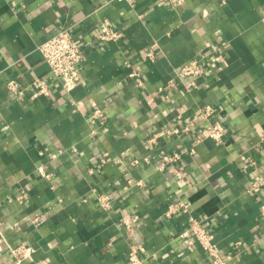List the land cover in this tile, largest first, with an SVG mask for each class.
Segmentation results:
<instances>
[{"label": "crops", "instance_id": "crops-1", "mask_svg": "<svg viewBox=\"0 0 264 264\" xmlns=\"http://www.w3.org/2000/svg\"><path fill=\"white\" fill-rule=\"evenodd\" d=\"M63 28L82 83L33 99L53 80L36 47ZM200 58L202 77H176ZM263 205L264 0H0V264H127L133 247L143 264H211L179 238L190 217L221 264H264Z\"/></svg>", "mask_w": 264, "mask_h": 264}, {"label": "built area", "instance_id": "built-area-1", "mask_svg": "<svg viewBox=\"0 0 264 264\" xmlns=\"http://www.w3.org/2000/svg\"><path fill=\"white\" fill-rule=\"evenodd\" d=\"M118 1H125L128 4H132V0ZM221 4H226V0H221ZM121 36L122 34L119 30L108 26H102L98 33V38L102 41H115ZM36 50L40 54L43 62L47 65L53 80L52 82H47L44 79H36L31 88L33 99L38 97H50L54 89L53 83L60 85L65 93H70L74 88L82 83L80 64L83 60V53L79 44L73 38L69 28L59 29L54 36L38 45ZM204 73V61L201 60V58L184 64L175 70V75L179 79L200 78L204 75ZM132 76H135V74L131 73L130 77ZM6 88L11 93H16L20 90L19 83L15 80L8 81ZM93 114L96 116L97 112ZM204 115H210L209 108L205 110ZM204 136L217 143H221L225 136V130L217 124H211L205 131ZM179 158V153H174L171 156H164L162 160L168 164L178 161ZM37 171L43 178H48L50 176L45 172L43 167H39ZM137 185H140V183H137ZM251 190L257 192L259 188L254 184L252 185ZM97 201L99 206L104 210L110 207V198L107 195L99 196ZM173 209L175 211L177 210L175 205L170 206L166 214L169 215V212ZM261 218L264 220V205L261 208ZM127 219L129 218L124 219V223L125 227L129 229L131 228V223ZM132 219L137 220V216H132ZM179 238L196 240L206 256L209 258L211 264H221L218 247L212 242L210 233L197 218H189L188 229L180 234ZM140 251H143L142 247L131 248V250L127 253V264H143L142 260L137 255ZM30 253V248L17 247L12 250V254L17 258L29 256Z\"/></svg>", "mask_w": 264, "mask_h": 264}]
</instances>
